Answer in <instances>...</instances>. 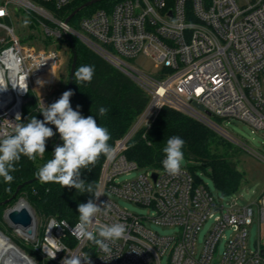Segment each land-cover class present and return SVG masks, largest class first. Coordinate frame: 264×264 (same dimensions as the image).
<instances>
[{
    "label": "built area",
    "instance_id": "1",
    "mask_svg": "<svg viewBox=\"0 0 264 264\" xmlns=\"http://www.w3.org/2000/svg\"><path fill=\"white\" fill-rule=\"evenodd\" d=\"M73 1L0 0V30L6 34L0 37V86L6 87L0 89V137L22 123L30 92H50L58 83L60 49L70 52L67 35L130 77L148 102L115 141L113 158H105L96 185L103 194L94 197L102 207L111 205L107 216H98L100 222L122 223L126 233L111 246L109 256L71 231L76 223L64 228V220L50 219L41 237L35 225L31 236L21 237L33 250L34 257L26 255L29 262L62 264L76 255L88 257L90 264H264V241L257 239L252 246L248 241L255 222L264 226V194L253 203L235 201L225 208L221 197L196 182L188 168L169 175L162 164L165 155L158 166L148 168L126 156L132 139L148 129L163 108L227 139L230 136L210 117L237 119L264 130V0H121L82 17L74 28L58 15ZM25 19L34 25L26 26L34 32V45L46 47L34 49L14 33L10 25H24ZM139 56L151 58L158 73L152 76L125 62ZM36 101L39 110L47 106L45 94ZM17 113L21 121H16ZM140 169L135 177L119 179ZM117 200L147 214L129 212ZM209 220L212 227L198 249V233ZM153 226L175 227V232L163 236ZM57 247L63 250L49 258L47 250L55 252ZM82 264L87 262L82 259Z\"/></svg>",
    "mask_w": 264,
    "mask_h": 264
},
{
    "label": "trees",
    "instance_id": "2",
    "mask_svg": "<svg viewBox=\"0 0 264 264\" xmlns=\"http://www.w3.org/2000/svg\"><path fill=\"white\" fill-rule=\"evenodd\" d=\"M88 1L90 0L73 1L61 10L58 14L59 17L65 20L73 10ZM119 1L121 0H103L91 7L84 8L70 20L69 24L75 23L76 26L82 17L88 16L98 9H109ZM29 24L30 27H34L32 23ZM73 42L77 56L76 69L84 65H92L95 68V73L90 83L81 82L74 77L71 88L73 92L70 99L71 106L85 117L93 116L100 126L107 128L110 134L108 144L113 148L115 141L128 131L143 111L148 97L122 71L75 38ZM71 62L72 55L67 62L68 72L65 84H61L64 85V92L67 87ZM102 107L107 109L103 116L99 113ZM41 111L37 108L36 98L29 93L22 107V123H26L33 116L43 120ZM47 126L51 127L50 124ZM52 129L55 135L46 141V152L42 157L37 156L35 160H30L22 155L21 159L15 163V171L10 172L13 180L10 183H5L0 177V202L10 199L18 185L37 177L38 170L52 158L53 146L57 137L56 129ZM172 136H179L185 141L184 159L196 182H200L196 173L201 172L212 180L217 195L220 197L231 196L238 190L243 174L237 170L228 150L222 154L211 150V145L217 138V134L201 122L171 109H161L151 121L149 128L137 133L129 144L126 156L140 167H156L165 155L163 149L167 139ZM62 143L61 140L59 145ZM105 158L106 156L102 154L95 164L89 165L88 169H81V179L92 184L93 192L96 191ZM195 167H199L200 171L193 170ZM18 199L27 202L38 221L48 222L50 219H56L74 224L78 222L79 218L78 205L87 203L90 199L94 200V196L90 193L81 194L75 188H63L59 183L44 182L40 179L23 187L14 201L0 207V230L5 226L2 219L4 212L12 208ZM15 242L27 253L33 252L29 244L22 243L17 238H15Z\"/></svg>",
    "mask_w": 264,
    "mask_h": 264
},
{
    "label": "clouds",
    "instance_id": "3",
    "mask_svg": "<svg viewBox=\"0 0 264 264\" xmlns=\"http://www.w3.org/2000/svg\"><path fill=\"white\" fill-rule=\"evenodd\" d=\"M28 23L29 21L25 19L24 26L26 27ZM94 73V66L84 65L75 70L74 77L81 82L90 83ZM0 89L6 87L0 86ZM72 95V91H65L57 101L44 107L41 111L43 120L33 116L26 123L16 124L14 133L0 137V177L5 183L13 180L10 172L15 171V163L22 155L30 160L43 156L46 152V141L55 135L53 129L47 126L51 124L55 126L63 143L55 147L52 158L38 170V177L44 182L59 183L63 188H75L81 194L90 193L96 199L103 194L99 191L93 192L92 184L81 179V169H88L89 165L95 164L102 154L108 159L113 158L114 149L108 144L110 134L107 128L97 123L96 118L91 115L85 117L72 108L70 103ZM106 112L107 109L103 107L99 110L101 116ZM15 119L21 121L19 113ZM184 144L185 141L179 136L167 139L162 164L169 175L180 173L184 159ZM110 209L109 203L103 204L102 207L92 199L87 203H80L77 209L78 222L71 229L109 256L111 246L123 239L126 233V227L122 223L100 222L98 216H107ZM61 225L68 228L67 221H62ZM61 250L62 247H57L55 252L47 250V255L54 259L56 253ZM82 259L90 264L88 257L76 255L67 256L62 264H82Z\"/></svg>",
    "mask_w": 264,
    "mask_h": 264
},
{
    "label": "rangeland",
    "instance_id": "4",
    "mask_svg": "<svg viewBox=\"0 0 264 264\" xmlns=\"http://www.w3.org/2000/svg\"><path fill=\"white\" fill-rule=\"evenodd\" d=\"M23 14H17L18 17ZM71 27H75V23L70 24ZM14 29V33L19 37L21 42L25 45L32 46L34 49L44 48L46 46H36L34 45L35 39L31 29L25 27L23 24L18 22H13L11 25ZM38 33V30H36ZM5 31L0 30V37H5ZM54 48V47H53ZM60 60L59 66L57 70V80L58 83L53 87L52 91H45L42 88L35 89V92H30L31 96L36 98V96L41 97L44 94L47 99V106L57 101L61 95L64 93V85L67 77V62L70 57L69 51H64V49H60ZM125 62L131 67L138 69L149 75H156L158 73V69H155V62L149 58L144 56H139L131 61ZM210 120L216 124L220 129H222L230 139L223 137L221 134H217V138L213 141L211 145V150L218 154H222L228 150V154L231 155V160L236 164L237 170L243 174V179L238 190L228 197H221L222 203L225 205V208L229 206L232 202H237L240 205H247L253 203L257 199H259L264 194V130H254L248 124L243 121L237 119H217L214 117H210ZM50 126L55 129L54 125ZM209 128V127H208ZM182 167L187 168L188 164L185 159H183ZM193 170L200 171L199 167L193 168ZM143 170L133 171L130 175H122L119 179L125 180L132 177L137 176ZM200 182H202L209 191L217 196V192L215 190L214 184L212 180L201 172L196 173ZM118 204L127 209L129 212L136 214L146 215V209L140 208L135 204H132L127 201L117 200ZM30 208V207H29ZM31 209V208H30ZM32 211V210H31ZM32 215L35 221L36 233L39 237L42 236L45 226L47 224L46 221H38L35 217L33 211ZM5 225V224H4ZM212 227V221H207L201 228L200 232L197 236V247L201 248L203 245V241L205 236L207 235L208 230ZM155 230L158 231L160 235L167 236L171 235L175 232V227H155ZM4 236H7L11 243L14 246H17L25 255L32 256L33 252L27 253L26 250H23L18 243L15 242V238L19 239L20 242L29 244L24 241L14 230L7 228L5 225L4 228L0 230ZM230 232L226 233V236H229ZM257 239H260L261 242L264 241V226H258L257 222H255L249 228V244L252 246L253 242ZM224 242H222L220 246V252L223 251ZM37 257L38 254H34ZM40 258H38L39 260ZM162 264H165L164 261Z\"/></svg>",
    "mask_w": 264,
    "mask_h": 264
},
{
    "label": "water",
    "instance_id": "5",
    "mask_svg": "<svg viewBox=\"0 0 264 264\" xmlns=\"http://www.w3.org/2000/svg\"><path fill=\"white\" fill-rule=\"evenodd\" d=\"M101 1H103V0H90V1L80 5L75 10L72 11V13L66 18L65 22L68 23L77 13H79L84 8L91 7V6L97 4ZM66 40L69 44L70 52L72 55V62H71L70 70H69V76H68L66 91H69V90L71 91L73 80H74V72L76 70V65H77V56H76V52H75V48H74V42H73L72 37L67 35ZM70 99H71V97H70ZM197 109L201 112H204L208 117H210V113L205 112L201 106H197ZM60 141H61V138H60L59 133L57 132V137H56V140H55L54 146H53V152H54L55 147L60 144ZM39 180H40V178L37 176L31 180L25 181L22 184L18 185L15 193L12 195V197L10 199L5 200L3 202H0V207L7 205L10 202L14 201L16 199L19 191L23 187L30 185L36 181H39ZM21 200H23V199H18L16 204L12 208L6 210L3 214L2 219H3L4 224L7 226V228L16 231V233L18 235H20L18 233V231H21L23 234H26L29 237L33 234V228L35 225V221H34V217L32 215V211L27 210L26 208H21V207L18 208L16 206L17 203ZM23 201L27 204V202L25 200H23ZM5 237H6L5 239H9L7 236H5ZM20 237H22V235H20ZM16 248H17V250H19L22 253V255L24 257H26V255L21 251V249H19L17 246H16Z\"/></svg>",
    "mask_w": 264,
    "mask_h": 264
},
{
    "label": "bare ground",
    "instance_id": "6",
    "mask_svg": "<svg viewBox=\"0 0 264 264\" xmlns=\"http://www.w3.org/2000/svg\"><path fill=\"white\" fill-rule=\"evenodd\" d=\"M18 208H26L27 210L31 209L23 201H19L16 205ZM20 235H23L21 231H18ZM0 232V264H31L29 260L22 255V253L17 250L9 239Z\"/></svg>",
    "mask_w": 264,
    "mask_h": 264
}]
</instances>
